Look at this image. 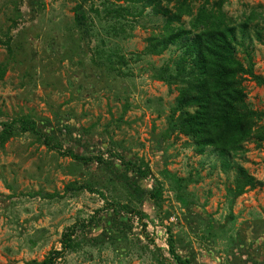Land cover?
Listing matches in <instances>:
<instances>
[{
  "label": "rangeland",
  "instance_id": "obj_1",
  "mask_svg": "<svg viewBox=\"0 0 264 264\" xmlns=\"http://www.w3.org/2000/svg\"><path fill=\"white\" fill-rule=\"evenodd\" d=\"M119 6L140 10L123 0H0V134L13 130L0 138V264L41 262L67 228L72 247L58 264H264V141L229 154L259 182L234 198L235 170L210 148L197 155L176 128L182 84L159 72H174L182 49L147 52L163 18ZM223 9L239 26L243 12L264 16V0ZM252 30L243 45L264 78V35L260 43ZM242 85L264 126V87L247 75ZM19 120L44 137L21 132Z\"/></svg>",
  "mask_w": 264,
  "mask_h": 264
},
{
  "label": "trees",
  "instance_id": "obj_2",
  "mask_svg": "<svg viewBox=\"0 0 264 264\" xmlns=\"http://www.w3.org/2000/svg\"><path fill=\"white\" fill-rule=\"evenodd\" d=\"M123 1L134 7L139 5L140 10L134 13L132 8L119 6L112 11L141 16L144 9L150 8L151 16L163 18L159 32L151 34L147 40V52L162 54L177 44L182 49L175 60L174 72H169V69L159 72L163 82L183 85L175 98L178 131L192 141L197 155H203L210 148L217 152L223 171L235 170L234 188L230 191L234 198L258 187V180L242 166L231 164L228 157L229 154L235 157L244 153V144L249 141L257 146L264 141L261 118L245 102L242 85V79L247 75L264 87V78L254 74L249 48L243 45L248 40L251 42L248 31L252 28L253 38L262 43L264 29L259 27V23L264 21L262 12L255 9L243 12V21L237 26L223 9L226 0H202L197 6L193 5V0H165L163 6L162 0ZM184 18L188 19L187 26L183 24ZM237 46L242 48L246 64L237 57ZM19 123L21 132L43 136L36 130L33 121L19 120ZM5 125L8 126L4 124L5 128L0 134L2 140L3 134L6 137L13 134L12 128L8 129ZM46 139L43 138L42 143L48 148L53 147ZM61 155L74 158L71 152ZM147 171V167L136 169L141 177H145ZM149 195L151 199H156L153 192ZM134 213L141 217L139 211ZM73 235L74 229L67 228L62 234L60 249L50 251L41 262L35 264H58V260L72 247ZM169 245V252L180 263L173 245Z\"/></svg>",
  "mask_w": 264,
  "mask_h": 264
}]
</instances>
